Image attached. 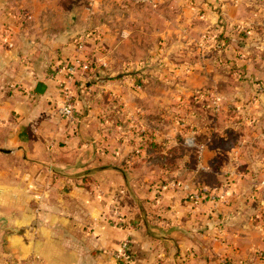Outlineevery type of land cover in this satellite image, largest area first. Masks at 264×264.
<instances>
[{"label":"rangeland","instance_id":"374dc122","mask_svg":"<svg viewBox=\"0 0 264 264\" xmlns=\"http://www.w3.org/2000/svg\"><path fill=\"white\" fill-rule=\"evenodd\" d=\"M28 1L41 12L37 26L52 22L73 49L83 42L78 55L89 68L75 69L67 85L96 102L104 133L127 143L121 152L140 201L158 204L167 190L215 206L237 184L243 203L264 205V0ZM4 84L5 92L18 85ZM149 209L157 226L161 216ZM115 218L104 213L113 226ZM113 259L125 264L116 252Z\"/></svg>","mask_w":264,"mask_h":264},{"label":"crops","instance_id":"0c3cea01","mask_svg":"<svg viewBox=\"0 0 264 264\" xmlns=\"http://www.w3.org/2000/svg\"><path fill=\"white\" fill-rule=\"evenodd\" d=\"M8 1L0 0V264H118L113 253L125 237L134 264H156L157 256L165 264H264V205L243 203L241 186L219 189L215 206L167 190L158 204L138 199L143 191L129 181L121 152L127 143L104 133L101 109L73 83L77 118L57 112L75 40L52 22L37 26L41 12L28 0ZM6 81L18 85L5 92ZM149 205L161 216L154 227ZM108 210L119 227L104 219Z\"/></svg>","mask_w":264,"mask_h":264},{"label":"built area","instance_id":"2783aa9c","mask_svg":"<svg viewBox=\"0 0 264 264\" xmlns=\"http://www.w3.org/2000/svg\"><path fill=\"white\" fill-rule=\"evenodd\" d=\"M83 48V42H77L76 54L73 56L72 61L70 63H66V66L63 70L66 71V79L62 82V94L60 96L59 102L57 103V112L59 115L69 118L75 119V106L71 96V91L68 83H71L75 74V69L78 67L86 70L89 68L88 64L84 62L78 54H80L81 49ZM129 248V240L125 239L122 241L119 250L116 252V257L118 259H122L125 264H134L131 253L128 250Z\"/></svg>","mask_w":264,"mask_h":264},{"label":"water","instance_id":"95a60500","mask_svg":"<svg viewBox=\"0 0 264 264\" xmlns=\"http://www.w3.org/2000/svg\"><path fill=\"white\" fill-rule=\"evenodd\" d=\"M45 87V85L43 84V83H39L38 85H37V91H39V92H42V89ZM2 192V190L0 189V193ZM6 222H7V220H6V218H4V217H2V216H0V224H1V226L3 227V228H5V225H6ZM6 229V228H5Z\"/></svg>","mask_w":264,"mask_h":264},{"label":"trees","instance_id":"16d2710c","mask_svg":"<svg viewBox=\"0 0 264 264\" xmlns=\"http://www.w3.org/2000/svg\"><path fill=\"white\" fill-rule=\"evenodd\" d=\"M87 62H89V60H86ZM90 63V62H89ZM92 67V68H91ZM93 70V66H92V63H90V69L88 70V71H92ZM96 103V102H95ZM94 103V104H95ZM167 166H168V164H166ZM125 167H127V166H125ZM127 170L129 169V168H126ZM126 170V171H127ZM130 171V170H129Z\"/></svg>","mask_w":264,"mask_h":264}]
</instances>
